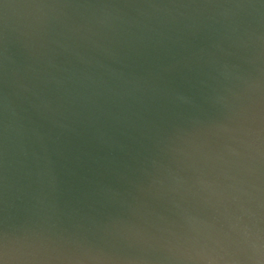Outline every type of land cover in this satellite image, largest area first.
Here are the masks:
<instances>
[{"label": "water", "instance_id": "1", "mask_svg": "<svg viewBox=\"0 0 264 264\" xmlns=\"http://www.w3.org/2000/svg\"><path fill=\"white\" fill-rule=\"evenodd\" d=\"M0 264H264V0H0Z\"/></svg>", "mask_w": 264, "mask_h": 264}]
</instances>
